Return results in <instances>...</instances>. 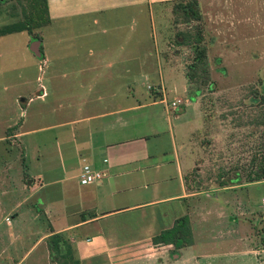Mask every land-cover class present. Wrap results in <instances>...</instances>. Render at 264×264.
Returning a JSON list of instances; mask_svg holds the SVG:
<instances>
[{
	"label": "crops",
	"instance_id": "0c3cea01",
	"mask_svg": "<svg viewBox=\"0 0 264 264\" xmlns=\"http://www.w3.org/2000/svg\"><path fill=\"white\" fill-rule=\"evenodd\" d=\"M180 1L53 0L56 16H88L94 25L117 21V27L126 23L130 30L120 34L111 60L102 57L109 54L107 46L86 49L90 62L74 64L69 82L60 80L64 67L50 65L52 59L43 51L44 62L37 67L49 69L46 84L40 75L30 81L23 71L22 90L0 101V143L7 151L17 149L13 160L0 159V264H171L175 246L156 244L154 237L182 216L191 220L199 196L200 264H264V213L261 200L254 204L250 194L264 180L238 183L233 168L244 165L233 164L227 185H220L221 178L217 186L191 193L187 175L194 160L186 156L191 130H176L184 114L172 106L179 98L149 94L142 100L135 90L142 78L156 76L160 86L187 83L177 67L159 62L162 33L148 35L154 44L144 57L135 34L143 11L156 17L162 6L176 7ZM48 4L52 19L50 0ZM74 54L79 60L80 52ZM146 64L150 67L142 66ZM131 72L137 75L126 77ZM115 85L120 89H111ZM33 112L36 122L28 118ZM48 117L53 121L45 122ZM34 134L40 137L29 138ZM85 165L103 172V180L82 183ZM253 221L261 227L260 240L253 238ZM54 235L66 240L65 254L53 253ZM193 239L180 250L198 247Z\"/></svg>",
	"mask_w": 264,
	"mask_h": 264
},
{
	"label": "rangeland",
	"instance_id": "374dc122",
	"mask_svg": "<svg viewBox=\"0 0 264 264\" xmlns=\"http://www.w3.org/2000/svg\"><path fill=\"white\" fill-rule=\"evenodd\" d=\"M50 2L52 19L48 25L35 28L33 33L23 31L0 35V101L9 100L22 90L23 80L19 75L23 71L30 81L40 75L46 84L49 69L44 65L42 72L37 67V64L44 62L45 56H37L30 47L36 37H41L36 39L42 41L45 55L52 59L49 64L55 62L64 67L59 73L62 77L60 80L69 82L74 79V64L90 62L88 55L84 54L86 49L91 46H107L109 54L102 57L111 60L116 57L112 51L121 42L120 34L130 30L126 23L122 24L126 25L125 28L117 27L120 25L117 21L94 25L88 16H56L58 8L53 5V0ZM199 2L198 8L203 15L201 20L199 17L187 22L183 19L182 12L176 10L171 3L162 6L156 17L143 11L135 28V34L139 35L141 41L142 57L145 56V51L153 48L154 40L148 35L157 30L162 33L158 40L162 46L159 50V62L174 65L180 77L186 76L187 83L178 86L166 83L160 86L157 84V76L150 80L142 78L139 85H135V90H140L138 97L142 100L149 94L155 99H161L165 94L167 100L174 101L176 97L182 100L176 107L182 109L180 111L184 116L176 130H191L186 140V156L194 160L187 175L191 193L200 192V186H217L219 176L229 172L233 164L250 166L254 157L260 154L264 143V6H261L264 1ZM29 11L30 0L0 1V29L26 19L25 14ZM125 14L121 17L122 22L126 20L127 12ZM200 26L205 38L202 45L206 49V58L192 70L189 64ZM92 31L100 34L92 38L85 35ZM76 51L80 52L77 61L73 59ZM148 59L154 64L152 56H148ZM142 66L150 67L149 64ZM206 73L209 84L204 81ZM132 74L136 76L137 72L125 75L128 77ZM126 82L127 79L124 80ZM212 82L213 89H210ZM172 83L178 84V80H173ZM6 84H9L10 89L5 90ZM116 88L120 89V86L111 87L114 90ZM200 88L201 93L196 95V90ZM48 99L51 100V97ZM3 114L4 111L0 108V122L3 121ZM34 115V112L30 116L28 113L30 122H36L37 117ZM32 117L35 119H31ZM51 121L53 119L50 117L45 120ZM177 136L180 142L182 137ZM37 137L40 135L34 134L29 138ZM15 153L17 149L7 151L0 143V159L11 161ZM260 156L261 154L257 162L261 160ZM250 194L253 203L258 205L264 195V185L252 187ZM196 203L197 207H192L191 223L194 226L193 236L199 241V246L187 251L173 247L168 263L200 264V196ZM227 225L230 224L225 223L226 229ZM251 225L253 238L260 240L261 227L255 225L254 221ZM208 227L210 230L213 228L212 224H208Z\"/></svg>",
	"mask_w": 264,
	"mask_h": 264
},
{
	"label": "trees",
	"instance_id": "16d2710c",
	"mask_svg": "<svg viewBox=\"0 0 264 264\" xmlns=\"http://www.w3.org/2000/svg\"><path fill=\"white\" fill-rule=\"evenodd\" d=\"M3 1V0H0ZM5 1V0H4ZM199 2L198 0H181L175 7L176 10L182 12L184 16V20L187 22L192 21V19H197L200 17L202 18V12L199 10ZM24 20H20L16 23L11 25L5 26L4 28L0 29V35H5L9 33H16V32H23L29 31L33 33L35 28H41L43 26L48 25L51 22V17L49 13V4L48 0H30V11L28 14H25ZM196 40L194 41L193 45V52H192V61L189 64L190 69H195L197 65L203 62L206 58V49L203 47L202 43L205 40L203 35V29L200 26V32H198ZM36 38H41L40 36ZM35 38V39H36ZM42 53H43V46H41ZM188 74L187 77H189ZM205 83L209 82L208 74L204 75ZM213 82L210 84V89H213ZM201 93V88L197 89L195 94L199 95ZM264 135V134H263ZM264 142V141H263ZM261 154V160H259V155ZM260 154L254 157V161L250 166H237L233 168L235 171V178L240 177L237 182L240 183L244 178L247 182H255L264 180V143L263 148ZM257 162V163H256ZM229 176V172H224L220 175V185L224 186L227 185V180L225 177ZM50 246L53 249V253L59 255L64 251L63 244H67L66 240L63 239L60 235H54L50 239ZM154 243H165V244H173L177 249L182 247L190 246L194 243L193 239V231L191 220L189 216H182L179 218L175 225L168 230L163 231L160 235L154 237ZM68 251V249H67ZM66 252L62 253L65 254ZM66 256V255H64ZM59 264H78V262H68V261H60Z\"/></svg>",
	"mask_w": 264,
	"mask_h": 264
},
{
	"label": "built area",
	"instance_id": "2783aa9c",
	"mask_svg": "<svg viewBox=\"0 0 264 264\" xmlns=\"http://www.w3.org/2000/svg\"><path fill=\"white\" fill-rule=\"evenodd\" d=\"M182 100H177L172 103L173 107L181 104ZM80 181L82 183H99L103 180L104 174L101 171L93 170L91 166L85 165L79 174ZM261 211L264 213V196L261 199Z\"/></svg>",
	"mask_w": 264,
	"mask_h": 264
},
{
	"label": "water",
	"instance_id": "95a60500",
	"mask_svg": "<svg viewBox=\"0 0 264 264\" xmlns=\"http://www.w3.org/2000/svg\"><path fill=\"white\" fill-rule=\"evenodd\" d=\"M42 41L40 39H34L31 43L30 47L31 50L37 55L42 56V50H41Z\"/></svg>",
	"mask_w": 264,
	"mask_h": 264
}]
</instances>
